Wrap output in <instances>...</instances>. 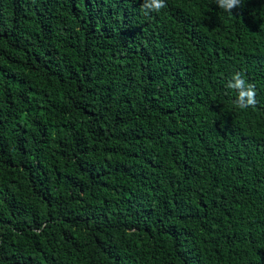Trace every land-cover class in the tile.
Returning a JSON list of instances; mask_svg holds the SVG:
<instances>
[{"label": "trees", "instance_id": "obj_1", "mask_svg": "<svg viewBox=\"0 0 264 264\" xmlns=\"http://www.w3.org/2000/svg\"><path fill=\"white\" fill-rule=\"evenodd\" d=\"M141 3L0 0V264H264V0Z\"/></svg>", "mask_w": 264, "mask_h": 264}, {"label": "clouds", "instance_id": "obj_2", "mask_svg": "<svg viewBox=\"0 0 264 264\" xmlns=\"http://www.w3.org/2000/svg\"><path fill=\"white\" fill-rule=\"evenodd\" d=\"M215 4L219 9L232 14L233 9L243 6V0H215ZM141 7L144 14L149 15L150 13H159L165 9L167 3L166 0H142ZM226 87L235 93L232 103L236 108L245 110L256 107L258 101L255 85L246 81L242 72H234L227 81Z\"/></svg>", "mask_w": 264, "mask_h": 264}]
</instances>
